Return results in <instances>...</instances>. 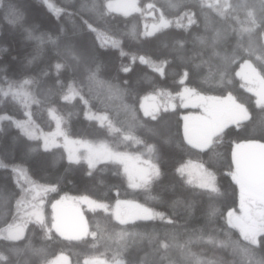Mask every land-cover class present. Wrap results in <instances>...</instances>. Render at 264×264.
I'll list each match as a JSON object with an SVG mask.
<instances>
[{"label":"trees","instance_id":"16d2710c","mask_svg":"<svg viewBox=\"0 0 264 264\" xmlns=\"http://www.w3.org/2000/svg\"><path fill=\"white\" fill-rule=\"evenodd\" d=\"M48 2L55 8L63 9L59 16L48 8L44 0H5V6L0 8V86L6 87L5 78L7 81H20L25 77L38 78L44 71L49 73L41 78L39 87L27 86V90L39 103L29 100L25 107L23 97L16 101L10 97H0V115L27 120L25 112L30 111L37 130L51 133L56 128V121L48 114V108L51 107L62 118L61 129L72 138H110L116 149L129 152L157 145L161 152V175L147 188L133 187L121 164L103 161L92 169L84 161L70 164L62 145L45 151L42 138L29 139L11 121L4 120L0 122V161L8 167L0 168V230L16 219V202L25 194L22 193L17 173L12 171L14 167L23 169L34 183L49 187L45 196L46 212L62 196L87 197L108 205V211L83 208L87 234L80 236V239H68L53 229L49 234L51 239H48L45 230L36 221H28L22 239L0 240V252L15 259L8 247L15 245L22 250V258L29 259V264H45V260L52 261L60 255L67 256L70 264H84L85 260L94 258L112 262L117 254L126 261L146 259L149 264H159L160 254L156 252L158 241L163 242L166 233L174 232L180 243L192 237L193 242L189 247L202 260H211L215 264H237L240 257L233 245L247 242L227 224V213L239 205L238 185L228 175L231 152L236 143L249 140L264 143V132L260 130L264 113L256 106V97L241 87V81L236 75L243 58L228 66V77L224 84L205 83L208 67L196 69L194 64L200 62L197 52H203L207 59L211 51L203 49L195 37H211L214 30H219L224 36L218 50L222 53L233 51L240 39L238 30L244 20V13L237 14L239 20L225 19L214 9L201 7L202 0H137L140 8L145 9L152 4L154 10L172 21L170 27L154 35H144L147 18L140 13L111 12L101 19L95 11L81 10L84 0ZM203 2L214 4L217 1ZM219 2L224 3V0ZM228 2L236 3L237 0ZM9 3L15 5L21 17L16 23L10 22L16 21V16L9 14ZM105 3L106 0H97L98 5ZM184 12L194 13L197 21L187 30L176 26L177 18ZM206 22L208 30L205 29ZM184 23H187L186 19ZM89 24L115 34L120 39V45L113 47L101 43L97 33L89 29ZM32 29L35 30L34 35H60L62 42L70 41L90 58L93 68L99 64L97 82L90 83L87 80L83 67L64 69L57 76L55 64L62 57L57 55L51 44H45L40 59L29 64L28 60L34 54L37 44L35 40L27 38V30ZM249 39L261 44L264 43V34L257 28L251 37L244 34L245 44ZM178 40L185 41L183 49L176 43ZM121 49L125 55H121ZM133 55L145 56L155 63L167 60L165 75L154 72L149 65L140 63L139 59L133 62ZM213 59L219 63L217 58ZM122 66H130L131 71H122ZM254 66L261 71L255 62ZM185 71H188L189 76L181 84L180 79ZM58 79L61 82L59 84ZM69 84H73L79 94L65 101L62 96L67 93ZM185 87L203 96L226 97L231 93L238 103H243L249 110L252 120L243 121L244 127L240 129L236 125L226 128L222 142L210 149L193 147L185 139L183 130V116L193 110L183 109L179 105L180 93ZM152 95L173 96L178 106L161 111L157 119L153 120L141 108L142 99ZM125 105L128 109L124 108ZM103 116H107L108 120L102 122L99 118ZM108 121L120 131L110 130ZM127 132L142 143H136L133 139L124 140L123 133ZM201 164L215 175L217 186L225 193L223 196L210 200L208 195L203 194L204 190L185 182L191 178L186 170L183 177L176 171L182 165ZM232 167L234 169V165ZM89 171L92 175L88 174ZM53 188L54 191L51 190ZM118 200L163 213L175 223L167 225L159 219H137L121 225L113 213ZM210 205L216 209V214L211 217ZM121 229L144 234V238L119 241L115 234ZM93 232L96 233L95 238L91 235ZM148 234H155L156 239L150 240ZM210 238L212 242H209ZM217 241H228L229 244L225 247ZM31 249H43V252L37 256ZM168 254L172 260L184 264L176 248H169Z\"/></svg>","mask_w":264,"mask_h":264},{"label":"snow or ice","instance_id":"6c2138e0","mask_svg":"<svg viewBox=\"0 0 264 264\" xmlns=\"http://www.w3.org/2000/svg\"><path fill=\"white\" fill-rule=\"evenodd\" d=\"M44 3L52 10L57 16L63 11V9L55 8L48 0H44ZM5 6V0H0V8ZM178 7V5H173ZM114 4L111 0H106V3L103 5H98L97 0H84L81 4V10L84 11H95L99 18H103L105 15L111 13L115 10ZM119 7H135L134 5H119ZM149 8H153L154 5L149 4ZM201 7H207L209 9H214L216 13L224 17L225 19L231 18L239 20L238 13H244V20L241 22V27L239 28V37L237 40L236 47L231 53L218 50V45L224 39L223 34L219 30H214V35L211 37L207 36H197L195 40L199 42L203 49H210V54L207 59L204 58L203 52H197L196 55L200 56V62L195 63L194 67L196 69L201 68L202 66L208 67V75L204 77V82H216L219 84H224L227 81L228 77V66L232 63H235L238 59L243 58V63L241 65V71L237 72L236 75L240 76L242 80L246 83L242 84L241 87H246L252 84H258L259 88L254 89L253 87H247V90L253 92L257 96L256 106L261 109V112L264 113V43L257 44L251 39L245 44L243 42L244 34H248L251 37V34L256 31L257 28L261 30V34H264V0H237L236 3H229L228 0H224V3H220L217 0L216 3H205L202 0ZM8 12L11 15L16 16V21H10L16 23L21 18L17 14V9L15 5L9 3ZM127 14V12H125ZM187 23H184V21ZM87 23V21H86ZM195 14L190 12H184L176 20V26L187 30L191 25L196 24ZM172 21L167 20L161 15L159 24H154L152 26V31H146L144 35H154L155 32L162 29L170 27ZM89 29L97 33V38L105 37L104 33H101L97 28L93 27L91 24L88 25ZM147 27V26H146ZM209 25L205 23V29L208 30ZM34 29L27 30V38L29 40H35L37 42L34 54H32L31 59L28 60L29 64H32L34 61L40 59L44 52V45L51 44L57 52V55L62 57L61 61H58L55 64V71L57 76L64 69L76 70L83 67L86 74L87 80L91 82H97V73L100 71V65L97 64L95 68L91 66L90 58H87L79 49H77L70 41L62 42L60 35H50V34H40L34 35ZM63 32V29L60 30ZM113 47L119 45V41L113 39L111 41ZM176 43L179 45L180 49H183L185 41L178 40ZM167 46V45H165ZM121 55H125L123 49H121ZM213 58H217L219 63H215ZM254 58V61L252 60ZM133 62L136 59H139L140 63L149 65L154 72H158L161 76L165 75L164 67L168 64L167 60H162L159 63L151 61L145 56H135L131 57ZM183 59V57H181ZM254 62L259 65L261 71H257V67L254 66ZM94 63V61H92ZM122 71L129 72L131 71L130 66H122ZM48 72L44 71L40 73V77L32 78L25 77L20 81H7L5 78L6 87L0 86V97L8 98L10 97L13 101L18 100L23 97L25 100V107H27V101L33 103H39L34 96L27 90V86L32 85L35 87L40 86L41 78L48 76ZM189 73L185 71L180 79V83L183 84L185 80L188 79ZM57 83H61L59 79ZM127 83V81H125ZM78 90L73 86V84L68 85V91L62 96V99L65 101H70L76 95H78ZM181 99L190 98L196 96L198 100L202 102L201 107H203L206 115L203 118H197L198 123L195 125H190L188 121L189 117H185L184 125V137L189 144L193 147L200 149H210L215 144L222 142L225 129L229 125H236L238 129L243 128V121H251L252 116L249 113V110L244 106L243 103H238L236 98L229 93L226 97H214V96H200L195 92L194 89L185 87L184 91L180 93ZM83 99V97H81ZM147 99V98H145ZM125 109H128V106H124ZM141 108L144 109V114L146 116L151 115L153 120L157 119L155 111H150L148 107L144 104H141ZM134 112V110H132ZM158 111V110H156ZM49 116L56 121L57 132L54 135H64V132L60 128L62 118L56 114L54 108H48ZM27 120H15L8 115H0V122L4 120L11 121L18 129H20L29 139L38 138L35 136L33 130L32 122V113L30 111L25 112ZM96 118V117H89ZM101 121H107L108 117H100ZM108 127L112 131L119 132L120 129L116 128L111 121H108ZM260 130L264 132V120L260 121ZM44 150L47 151L50 146L56 144L54 136L51 138L49 136H44ZM124 140H135L136 143H142V141L136 139L131 135L130 132L123 133ZM65 143H69L67 137L65 136ZM82 147L85 148L87 153L86 159L88 162L89 169L94 168V166L101 161L113 160L120 163H125V171H128L126 161L129 159L124 153L117 151H112L106 145H93L87 141L78 142ZM148 152H154L155 146L148 145ZM68 161L69 163H79L80 157L74 154L72 149H68ZM231 165H229L228 175L231 176L232 181L235 182L239 187V201H240V215H236L233 211L227 213V224L232 228L239 229L240 236L243 241L247 242L246 244H234V251L239 255L240 260L237 264H264V143H259L254 140H249L244 143H236L235 147L231 152ZM139 160V157L136 158ZM145 167L138 170V175L140 183H133V187H145L151 185V183L158 179L161 175L160 168L149 161L143 162ZM234 165V169L233 166ZM8 165L4 164L3 161H0V168H6ZM188 165H182L177 168V173L183 177L186 168ZM200 169L199 177L197 180L189 178L185 182L195 188L204 190L203 194L209 196L210 200H214L217 197L223 196L225 193L221 192L220 188L217 186L215 175L204 168V166L198 165ZM14 173L18 174V177H25L26 173L23 169L19 167H14L12 169ZM92 175L91 171L88 173ZM130 181L133 179L132 174L129 173ZM39 186L33 184L31 191L35 192ZM22 193H27L29 190H26L22 187ZM44 191L49 189L44 188ZM51 190H55L54 188ZM35 195L32 199L35 200ZM82 201L89 204L91 208H99L104 211H108V205L104 203H98L93 200H89L87 197H83ZM62 202L58 201L57 204H53V209H56L58 204ZM25 205V196H22L20 200H17L16 207L17 212L19 213ZM126 209L123 213L121 212V207ZM32 211L26 213L28 216H34L35 221L42 229L45 230V237L51 239L49 235L52 228H55L56 231L61 236H66L63 223L59 216L54 217L55 223L52 224L51 228L44 223L41 213L37 209V205L32 204ZM116 213L115 218L121 225H126L130 221L139 220H156L159 219L164 224L173 225L175 221L163 213L154 212L149 208L142 207L138 204H133L128 201H117L116 204ZM216 214V209L210 205L209 216H214ZM24 228L22 224H10L7 229L0 230V240L3 241H17L23 238ZM81 234H87L86 229L82 228ZM77 234L74 236H66L68 239H80V235ZM91 235L95 238L96 233L93 232ZM116 238L119 241H127L129 239H135L136 237L144 238V234L133 233L127 229H121L118 233L115 234ZM150 240H155V234H148ZM193 242V238L189 237L188 240L180 243L177 239V236L174 232L166 233V238L163 242L158 241L159 247L156 249V252L159 253V264H180V261H174L168 254L169 248H176L179 251L180 256L184 264H215L214 261H205L200 257L192 253L189 245ZM211 238H210V241ZM216 243L221 246L227 247L228 241H217ZM9 252L12 254L15 259L10 258V256L5 255L3 252H0V264H29V259L22 258V250L15 245H9ZM161 250H163L161 252ZM259 251V255L257 254ZM34 255L40 256L43 252V249H31ZM66 258L63 256L57 257L55 261L45 260V264H61L62 261H65ZM84 264H104L103 261L99 259H90L85 260ZM112 264H149L145 260L135 261L130 260L126 261L119 254L113 257Z\"/></svg>","mask_w":264,"mask_h":264},{"label":"rangeland","instance_id":"374dc122","mask_svg":"<svg viewBox=\"0 0 264 264\" xmlns=\"http://www.w3.org/2000/svg\"><path fill=\"white\" fill-rule=\"evenodd\" d=\"M111 2L114 4V6H116L115 10L112 11L113 13L128 12V13H140V14L144 15L147 18L146 22L144 23L145 31L150 32V31H152V26L154 24H159V20L161 17L160 12L157 10H154V8H149V7H146L145 9L140 8L137 0H113ZM119 5H134L135 7L123 8V7H119ZM98 30L101 33H104L105 37H107V40H105L104 37H101L100 38L101 43L112 45L111 41L113 39H115V40L119 41V45H120V39L115 34H113L112 32H110L107 29H98ZM242 63L240 64V67H239L237 72L241 71ZM257 71L259 72L258 69H257ZM238 78L240 79L241 84L246 83L244 80L241 79L240 76H238ZM247 87H253L254 89H258L259 85L258 84H252V85H248V86L243 87V88L246 91H248ZM248 92H250V91H248ZM250 93H252L256 97V100H257V96L253 92H250ZM200 96H203V95H200ZM180 97H181V95H180ZM145 98H147V99H145ZM220 98H224V97H220ZM141 104H144L146 107H148L150 111H155L156 116L161 111L171 110V109H174L178 106V103L175 102V97L169 96V95L147 96V97H144L142 99ZM201 104H202V102L200 100H198L196 98V96H192L190 98H185L183 100L181 99V103L179 105H181V107L183 109H192L193 110L189 113L184 114V116H183V130H184V125H185V119H184L185 117L190 118V120L188 121V123L190 125H195L196 123H198L197 118H203L206 115L203 107H201ZM142 110L144 112L143 108H142ZM156 110H158V111H156ZM149 116L151 117V115H149ZM229 126H232V125H229ZM33 130L35 132L36 137H38L40 139L42 138L41 140H42L43 144H44V139H43L44 136H49L50 138L52 136H54V138L56 140V144L54 146L62 145L64 147V149L66 150L67 156L69 154L68 149H72L74 151V154L76 156L80 157V161L87 162V159H86L87 153L85 151V148L82 147L80 143H78L81 141H87L88 143H91V144L97 145V146L100 144H104L109 149H111L112 151L124 153L126 156L129 157V159L126 161V164H127V168H128V171H127L128 179H129V173H131L132 177H133V179L131 181L129 179V182L131 185L133 183L139 184L141 182L139 179L138 170L145 167V165L143 163L144 161L151 160L152 163L156 164L159 167V160L161 157V152H160V149L157 145H154L155 151L151 152V153L148 152L147 147L143 148L139 151L129 152V151H122V150L116 149L112 145V141L110 138H96V139L72 138L68 134H66V132L63 131L62 129L61 130L64 132V135H54L57 132V127L51 133H43V132L38 131L34 124H33ZM65 136L67 137V140L69 141V143H67V145L65 143ZM54 146H50L49 148H51V147L53 148ZM137 157H139V160L136 159ZM105 161L117 162V161H113V160H105ZM101 162H103V161H101ZM118 163H120V162H118ZM120 164L123 166V168L125 170V163H120ZM186 171L189 173V175L192 179H195V180L198 179L199 173H200V169L198 168V165H190L186 168ZM17 176H18V174H17ZM18 180H19L20 185L24 189L29 190V191L26 194H24V196H25L24 208L19 213H17L16 219L11 224L19 223V224H22L23 228H24L26 222L31 221V220L35 221L34 216L30 217V216L26 215V213H30L32 211V207H31L32 204L37 205V209L41 213L42 218L44 220V223L46 225H48L49 228H51L52 224L56 222L54 219L55 216L53 213V204H57L58 201L62 202V203H60V205H62V206H72V207H75V208L81 210L82 212H83V208H88L91 210L97 209V208H91L89 206V204L82 201L81 197L62 196L59 200L53 202L49 206L50 209L46 212V210H45L46 191H44L43 189L44 188L48 189L49 187L41 186V185H38L37 183H34L27 176V174H26V178L25 177H18ZM33 184L36 186H39L35 192L31 191ZM33 195H35V197H36L35 200L32 199ZM89 200H91V199H89ZM116 204H115L114 210H113L114 216H115V213L117 211ZM124 211H126V209L122 205L121 212L123 213ZM231 211H233L236 215H240V201H239V205L237 206V208L234 210H231ZM85 226H86V224H85ZM7 228H8V226L4 229H7ZM52 229L56 230L55 228H52ZM234 229L240 234L239 229H237V228H234ZM24 231H25V228H24ZM23 234H24V232H23ZM60 256H63L66 258L65 261L61 262V264H70V261H69L67 256H65V255H60ZM60 256H57V257H60ZM57 257L54 258L52 261H55L57 259ZM94 259H99V260L103 261L104 264H112V262H108L106 259H103V258H94Z\"/></svg>","mask_w":264,"mask_h":264},{"label":"water","instance_id":"95a60500","mask_svg":"<svg viewBox=\"0 0 264 264\" xmlns=\"http://www.w3.org/2000/svg\"><path fill=\"white\" fill-rule=\"evenodd\" d=\"M54 216H59L66 236H74L81 234L82 228L86 229L85 226V216L83 212L72 206H62L58 204L56 209H53ZM84 234H81L82 236Z\"/></svg>","mask_w":264,"mask_h":264}]
</instances>
